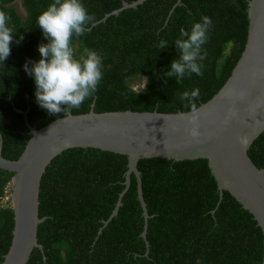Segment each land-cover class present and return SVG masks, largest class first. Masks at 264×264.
I'll list each match as a JSON object with an SVG mask.
<instances>
[{"label": "trees", "instance_id": "obj_1", "mask_svg": "<svg viewBox=\"0 0 264 264\" xmlns=\"http://www.w3.org/2000/svg\"><path fill=\"white\" fill-rule=\"evenodd\" d=\"M16 1L0 0V11L11 17L17 32L11 55L0 62V142L2 156L12 161L20 158L32 137L17 110L28 112L29 124L37 129L63 118L38 105L34 79L24 69L26 61L40 58L39 45L48 42L37 19L53 0H21L26 18L17 11ZM135 1L83 0L94 20L84 35L73 38V47L77 57L85 49L101 54L104 76L94 95L70 114H87L92 105L96 113H188L190 107L180 100L185 90L200 89L199 108L230 78L247 43L250 0H182L171 15L178 0H148L99 23L124 2ZM205 15L213 27L204 46L203 76H186L180 83L167 79L165 71L178 58L174 41L180 29L190 30ZM21 35L22 42L15 43ZM162 38L169 46L161 51L156 45ZM142 76L149 84L134 89L132 84L143 81ZM249 156L264 168V133ZM138 168L152 217L146 239L135 175L118 215L104 227L126 188L127 156L72 149L56 157L40 189V218H46L38 230L43 252L35 249L28 264H262L261 228L230 193L220 199L207 160L146 159ZM12 178V173L0 169V264L10 250L15 227L12 207L1 205Z\"/></svg>", "mask_w": 264, "mask_h": 264}, {"label": "water", "instance_id": "obj_2", "mask_svg": "<svg viewBox=\"0 0 264 264\" xmlns=\"http://www.w3.org/2000/svg\"><path fill=\"white\" fill-rule=\"evenodd\" d=\"M146 1L124 2L99 23ZM181 3L178 0L170 15ZM248 18L244 52L223 88L198 108L197 135L192 134L191 112L96 113L92 105L87 114H70L37 129L29 124L28 112L17 110L24 115L32 137L16 161L2 156L0 142V169L13 174L10 197L15 219L12 244L3 264H28L35 249L43 252L38 241L39 226L46 220L39 213L41 182L52 161L72 149H96L128 157L126 188L104 227L118 215L135 175L145 219L142 236L146 239L152 217L143 196L138 168L141 160H207L220 199L224 192L230 193L253 216L264 236V168H258L249 156L250 148L264 133V0L249 1ZM146 245L149 249L148 242Z\"/></svg>", "mask_w": 264, "mask_h": 264}, {"label": "clouds", "instance_id": "obj_3", "mask_svg": "<svg viewBox=\"0 0 264 264\" xmlns=\"http://www.w3.org/2000/svg\"><path fill=\"white\" fill-rule=\"evenodd\" d=\"M10 20L7 13L0 11L2 63L11 55L17 33ZM93 20L83 0H53L37 19L38 27L48 42L39 45L40 58L26 61L24 69L34 79L38 105L51 115L63 114L67 118L72 109L79 108L94 95L103 80V56L94 49H85L84 55L77 57L73 47V38L84 35ZM212 27V19L205 15L194 21L190 30L180 29V35L174 41L178 58L173 59L170 69L165 71L167 79L174 77L176 83H180L186 76H203L207 58L204 46ZM22 40L21 35L15 43L19 44ZM156 46L162 51L168 48L169 43L162 38ZM142 77L145 89L150 81L148 77ZM199 95V88L185 90L180 95V100L186 102L192 113L193 135L198 134L196 101Z\"/></svg>", "mask_w": 264, "mask_h": 264}, {"label": "rangeland", "instance_id": "obj_4", "mask_svg": "<svg viewBox=\"0 0 264 264\" xmlns=\"http://www.w3.org/2000/svg\"><path fill=\"white\" fill-rule=\"evenodd\" d=\"M14 5H15V7L17 8V11L19 12V14H20L23 18H26L27 13H26V10H25V8H24V6H23L22 1H21V0H17V1L15 2ZM143 84H144L143 81L138 80L137 82H134V83L132 84V86L134 87V89H136V90H140V89H142V88L144 87ZM10 194H11V193H10ZM1 205H2L3 207H9V206L12 207V199H11L10 195H9L7 198H3V199H2V201H1Z\"/></svg>", "mask_w": 264, "mask_h": 264}, {"label": "built area", "instance_id": "obj_5", "mask_svg": "<svg viewBox=\"0 0 264 264\" xmlns=\"http://www.w3.org/2000/svg\"><path fill=\"white\" fill-rule=\"evenodd\" d=\"M10 193H11V188H10V186H8V188L5 191V197L4 198H7Z\"/></svg>", "mask_w": 264, "mask_h": 264}]
</instances>
